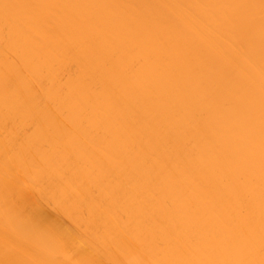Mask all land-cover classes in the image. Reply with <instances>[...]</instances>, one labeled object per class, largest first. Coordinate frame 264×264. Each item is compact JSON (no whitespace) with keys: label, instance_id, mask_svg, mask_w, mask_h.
I'll return each instance as SVG.
<instances>
[{"label":"bare ground","instance_id":"bare-ground-1","mask_svg":"<svg viewBox=\"0 0 264 264\" xmlns=\"http://www.w3.org/2000/svg\"><path fill=\"white\" fill-rule=\"evenodd\" d=\"M0 264H264V0H0Z\"/></svg>","mask_w":264,"mask_h":264}]
</instances>
